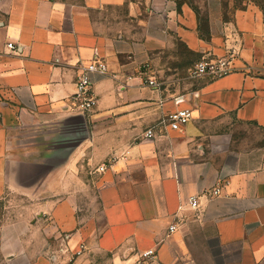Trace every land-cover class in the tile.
Instances as JSON below:
<instances>
[{"label": "crops", "instance_id": "crops-1", "mask_svg": "<svg viewBox=\"0 0 264 264\" xmlns=\"http://www.w3.org/2000/svg\"><path fill=\"white\" fill-rule=\"evenodd\" d=\"M224 2L0 0V199L39 203L72 264H180L192 221L213 264H264V147L242 150L226 133L264 130V20L229 23ZM191 54L234 71L168 85L191 79ZM96 56L108 73L92 75L97 104L82 115L72 98ZM185 109L181 130L162 124Z\"/></svg>", "mask_w": 264, "mask_h": 264}, {"label": "rangeland", "instance_id": "rangeland-1", "mask_svg": "<svg viewBox=\"0 0 264 264\" xmlns=\"http://www.w3.org/2000/svg\"><path fill=\"white\" fill-rule=\"evenodd\" d=\"M224 9L225 20L229 23L244 13L261 16L264 20V0H225ZM190 58L194 60V65L202 61L195 54H191ZM197 79L165 81L173 86L176 83L183 85ZM226 133L239 140L242 150L264 147V130L257 127L234 122L227 128ZM51 162L50 159L42 160L40 165L44 168ZM33 202L34 199L21 192L6 193L0 199V264H34L42 257L49 258L52 264H72L73 257L65 255L62 251L54 223L48 217L41 219L37 213L40 204ZM95 203L89 202V196L86 195L79 204L81 215L89 217L95 214L97 210ZM199 227V221L188 224L193 244L190 245V252H182L180 264H191L189 261L186 262L185 258L194 261L193 264H213L212 251L201 250L198 244L200 242L196 241L200 239Z\"/></svg>", "mask_w": 264, "mask_h": 264}, {"label": "built area", "instance_id": "built-area-1", "mask_svg": "<svg viewBox=\"0 0 264 264\" xmlns=\"http://www.w3.org/2000/svg\"><path fill=\"white\" fill-rule=\"evenodd\" d=\"M10 49L15 50V47L12 43L8 44ZM234 71V67L232 65V61L226 58H219L216 60L210 59H203L202 61L198 62L194 68L190 72L191 78H201V77H213V78H221L226 75L231 74ZM108 67L107 65L98 57L96 58L87 66L82 69L78 77L77 83V92L73 96L72 100L76 103V108L79 114H86L91 112L97 104V99L94 96L92 90V75L93 74H101L107 75ZM148 85L150 86H159V84L151 79H148ZM192 118L191 110L185 109L176 112L169 113L166 117L162 120V124L168 126L172 130L178 131L185 127ZM155 128H151L147 130L145 133L146 139H152L155 137ZM103 171L104 168H101ZM224 185L220 182L212 191V197H219L223 193ZM189 203L193 209H198L199 199L197 196H193ZM173 232L176 230V227L173 226L170 228ZM143 257L146 260H153L156 258V251L149 250L143 254Z\"/></svg>", "mask_w": 264, "mask_h": 264}]
</instances>
